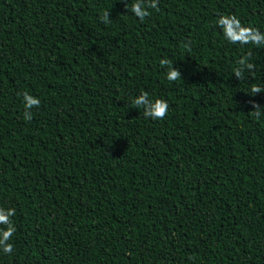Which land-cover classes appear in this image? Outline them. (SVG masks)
<instances>
[{"label":"trees","instance_id":"1","mask_svg":"<svg viewBox=\"0 0 264 264\" xmlns=\"http://www.w3.org/2000/svg\"><path fill=\"white\" fill-rule=\"evenodd\" d=\"M127 2L0 0V205L17 228L0 264H264V120L249 115L264 45L213 23L264 31V0H159L144 21ZM142 90L169 101L164 118L130 103Z\"/></svg>","mask_w":264,"mask_h":264},{"label":"clouds","instance_id":"2","mask_svg":"<svg viewBox=\"0 0 264 264\" xmlns=\"http://www.w3.org/2000/svg\"><path fill=\"white\" fill-rule=\"evenodd\" d=\"M159 0H128L126 8L139 21H144L150 15L149 9H157ZM99 19L108 24L111 21L110 11H104ZM214 25L219 28L225 42L237 46L245 45H264V31L259 27L245 23L236 13H219L214 19ZM161 65H167L165 72L166 79L169 81L176 80L181 76L180 70L169 61L168 58L160 60ZM253 64L246 56H241L236 60V66L233 68V73L239 79L243 77L246 71H250ZM254 89V92H257ZM22 103L24 106V119L31 120L33 117V107H38L41 100L38 96L27 91L22 93ZM130 103L137 108L143 109V115L146 118L160 119L164 118L169 109V101L162 97H153L148 90H142L134 96ZM249 115L257 120H264V106L253 103V110ZM16 214L14 207L0 205V252L12 253L14 242L13 234L17 231L13 217Z\"/></svg>","mask_w":264,"mask_h":264}]
</instances>
